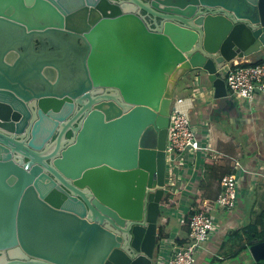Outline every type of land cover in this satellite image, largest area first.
<instances>
[{
  "label": "water",
  "instance_id": "1",
  "mask_svg": "<svg viewBox=\"0 0 264 264\" xmlns=\"http://www.w3.org/2000/svg\"><path fill=\"white\" fill-rule=\"evenodd\" d=\"M261 50L264 0H0V264H154L176 87Z\"/></svg>",
  "mask_w": 264,
  "mask_h": 264
},
{
  "label": "crops",
  "instance_id": "2",
  "mask_svg": "<svg viewBox=\"0 0 264 264\" xmlns=\"http://www.w3.org/2000/svg\"><path fill=\"white\" fill-rule=\"evenodd\" d=\"M264 59V50L242 61ZM211 82L200 75L183 76L176 87V99L185 101L187 111L202 145L210 151L184 154V167L175 188L167 191L169 214L163 216L159 247L168 233L177 244L189 240L188 212L191 209L214 210L219 227L199 252L196 264H256L248 251L247 234L264 233V93L257 91L253 101L229 95L214 96ZM241 165L239 203L234 210H216L221 178ZM172 208V212L171 209ZM160 255L158 248L154 264Z\"/></svg>",
  "mask_w": 264,
  "mask_h": 264
},
{
  "label": "built area",
  "instance_id": "3",
  "mask_svg": "<svg viewBox=\"0 0 264 264\" xmlns=\"http://www.w3.org/2000/svg\"><path fill=\"white\" fill-rule=\"evenodd\" d=\"M229 95L252 102L257 91L264 93V61L246 62L234 60L229 65L226 75ZM183 98L176 99L177 105L171 114V122L167 139V191L177 192L175 188L184 167V154L199 151H210V146L199 142L190 114L181 104ZM245 170L241 165L233 172L224 174L221 178V190L215 200V209L234 210L239 203L240 172ZM189 240L177 244L170 236H164L163 245L159 247L160 255L156 264H196L199 252L216 232L219 220L214 210L197 211L189 219Z\"/></svg>",
  "mask_w": 264,
  "mask_h": 264
},
{
  "label": "trees",
  "instance_id": "4",
  "mask_svg": "<svg viewBox=\"0 0 264 264\" xmlns=\"http://www.w3.org/2000/svg\"><path fill=\"white\" fill-rule=\"evenodd\" d=\"M264 61V59H260L257 60V62H261ZM197 211H201L200 209H191L188 212V219H191V217L197 212ZM247 238L249 240V243H252L254 239H257L258 241H264V233H259L258 231L256 232V234L253 236L251 232H249L247 234ZM256 264H264V259L260 260V262L256 263Z\"/></svg>",
  "mask_w": 264,
  "mask_h": 264
},
{
  "label": "flooded vegetation",
  "instance_id": "5",
  "mask_svg": "<svg viewBox=\"0 0 264 264\" xmlns=\"http://www.w3.org/2000/svg\"><path fill=\"white\" fill-rule=\"evenodd\" d=\"M150 20H152V18H150ZM67 136L70 137L71 136V133L69 132Z\"/></svg>",
  "mask_w": 264,
  "mask_h": 264
}]
</instances>
